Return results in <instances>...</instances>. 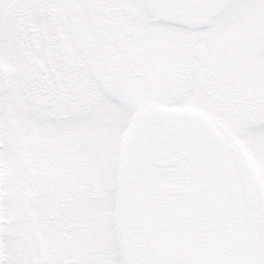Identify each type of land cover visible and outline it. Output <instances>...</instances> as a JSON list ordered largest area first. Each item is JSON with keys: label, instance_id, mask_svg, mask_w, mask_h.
Segmentation results:
<instances>
[{"label": "snow or ice", "instance_id": "6c2138e0", "mask_svg": "<svg viewBox=\"0 0 264 264\" xmlns=\"http://www.w3.org/2000/svg\"><path fill=\"white\" fill-rule=\"evenodd\" d=\"M0 264H264V0H0Z\"/></svg>", "mask_w": 264, "mask_h": 264}]
</instances>
